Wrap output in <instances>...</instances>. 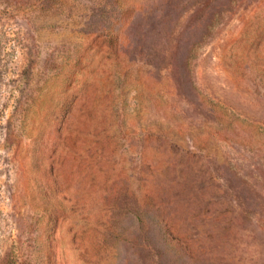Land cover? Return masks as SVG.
Segmentation results:
<instances>
[{"label":"rangeland","instance_id":"374dc122","mask_svg":"<svg viewBox=\"0 0 264 264\" xmlns=\"http://www.w3.org/2000/svg\"><path fill=\"white\" fill-rule=\"evenodd\" d=\"M0 103V264H264V0H0Z\"/></svg>","mask_w":264,"mask_h":264},{"label":"trees","instance_id":"16d2710c","mask_svg":"<svg viewBox=\"0 0 264 264\" xmlns=\"http://www.w3.org/2000/svg\"><path fill=\"white\" fill-rule=\"evenodd\" d=\"M11 101H14V111L10 115L9 119V127L7 128L5 138L7 140H14L16 139L21 132V122L23 120L24 114L26 113L27 109L25 108L26 100L28 99V95L21 94L20 96L13 95L8 97ZM5 104L0 103V122L5 110Z\"/></svg>","mask_w":264,"mask_h":264}]
</instances>
